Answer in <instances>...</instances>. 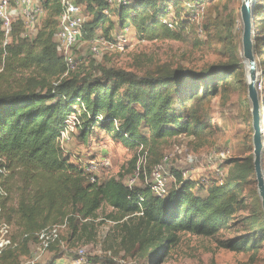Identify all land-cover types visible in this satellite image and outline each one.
I'll use <instances>...</instances> for the list:
<instances>
[{
    "label": "trees",
    "instance_id": "trees-1",
    "mask_svg": "<svg viewBox=\"0 0 264 264\" xmlns=\"http://www.w3.org/2000/svg\"><path fill=\"white\" fill-rule=\"evenodd\" d=\"M74 1L85 6L90 16L83 39L94 40L98 30L110 38L114 26L105 12L111 9L109 0ZM126 1L116 8L121 27L131 25L141 39L148 41L193 38L191 26L196 25L197 31L200 26L191 11L201 6L205 9L199 0ZM60 12L61 0H46L47 16L42 18L38 32L29 36L23 24H15L6 47L0 21V188L6 196L13 190L19 194L16 212L22 240L38 243L40 231L58 224H66L76 234L97 217L106 202L117 214L114 220H124V242L151 251L156 257L167 254L163 250L178 243L182 233L214 236L244 202L239 187L251 175L256 178L252 155L242 162L236 158L224 161L223 166L231 168L222 186L214 179L208 183L184 179L176 168L171 169L174 185L164 197L154 195L149 185L129 188L126 180L136 170L140 149L147 153L143 170L150 174L162 161L170 139L182 135L210 138L217 134L219 126L212 122L209 111L214 97L234 93L233 84L226 82L228 75L242 79V64L236 53L231 63L202 75L164 65L140 73L94 62L87 73H78L76 67L68 68L58 51ZM253 12L256 53L261 51L259 41L264 40V0L254 1ZM206 29H210L209 23ZM209 35L211 41L219 39L217 34ZM231 39L229 30L225 40ZM198 75L203 80H198ZM197 81H203L201 95L195 92L197 88L194 92L187 88L189 82ZM199 96L201 106L185 112L190 99L195 101ZM178 103L184 112L178 111ZM72 115L78 127L73 136L82 142L94 137L97 128L135 150L127 174L110 178L103 174L94 184L85 181L81 162L73 159L59 141ZM253 205L261 209L258 192ZM0 207L5 212L4 200ZM0 218L11 224L2 214ZM261 236L251 234L219 245L234 252L249 251L260 245ZM62 243L65 240L60 232L50 250ZM12 248L15 246L6 249L0 258ZM88 264L102 263L88 259Z\"/></svg>",
    "mask_w": 264,
    "mask_h": 264
},
{
    "label": "rangeland",
    "instance_id": "rangeland-1",
    "mask_svg": "<svg viewBox=\"0 0 264 264\" xmlns=\"http://www.w3.org/2000/svg\"><path fill=\"white\" fill-rule=\"evenodd\" d=\"M199 1L203 2L205 9L201 6L194 8V12L191 11L195 14L194 22L200 26L198 31L196 25L191 26L190 31L194 32V37L191 39L148 41L141 39L130 25L131 30L125 51L122 53L111 51L106 42L112 39L113 35L121 32L117 7L114 5L107 13L114 26L110 38L104 36L100 30L97 31L96 39L102 40H97L94 44L99 47L100 53H92L91 41L81 40L74 49L73 55L78 73L83 70L87 73V69L94 62L106 67L140 73H145L154 66L164 65L169 68H181L194 75H202L212 68H222L231 63L236 53L238 62L242 64L239 69L243 75L242 79L238 80L233 75H228L226 82L233 84L234 93L229 96L223 93L214 97L209 111L212 122L219 126L217 134L210 138L182 135L170 139L164 148L163 158L168 156L166 171L170 188L174 185V177L170 175L172 168L181 171L190 170L188 178L202 182L205 178L214 179L218 168H222L227 173L231 167L230 165L223 166L226 159L236 158L242 162L251 155L253 156L254 151L247 67L242 55L240 14L242 0ZM186 7L189 6L186 4ZM46 16L47 14L44 13L43 18ZM89 19L90 16L87 20ZM206 23H209V30L206 29ZM229 30H232L230 42L225 40ZM208 32L217 34L219 39L211 41ZM259 42L262 43L261 51L256 52L260 73L259 91L264 97V40ZM260 53H262L261 57L258 56ZM259 60L262 61L261 65H259ZM200 75L197 76L198 80H203ZM18 76L21 74L19 73ZM202 82H189L188 91L194 92L197 88L195 92L201 95ZM188 104L190 107L185 109V112L201 106L202 100L199 96L195 101L190 99ZM177 107L180 113L184 112L180 109V103ZM143 132L148 134L147 129H143ZM64 146L73 159L81 162L92 158L109 159L111 167L104 173L109 178L118 177L120 173L127 174L131 169L130 161L136 154L135 150L113 140L111 135L102 131H95L94 137L90 138L87 143L72 136L69 141H65ZM189 155L196 157L194 164L188 163ZM262 162L264 168V150ZM239 190L244 202L240 204L225 228L209 237L182 233L179 242L167 247V250L164 249L162 253L167 252V254H162L160 257H156L151 251L140 250L138 246L132 247L130 243L124 242V232L121 230L124 220L120 222L114 220L113 217L117 214L107 202L98 210L97 217L89 220L76 234H72V228H61V236L65 243L56 246L54 250L37 254V242L34 239L26 242L21 237L23 231L18 223L16 212L18 192L10 191L9 196L0 194V203L2 200L5 202V212L1 213L2 217L10 221L13 232L11 239L14 240V244H17L15 248L7 250V253L0 258V264H48L54 259H58L61 264H75L80 248L86 250L85 260L91 259L102 264H264V219H262L264 211L259 193L261 209H255L253 205L255 192H258L254 175H251L248 181L239 187ZM125 221L129 222L131 219ZM251 234H257L259 237L263 235L260 245L255 249L234 252L219 245L222 241Z\"/></svg>",
    "mask_w": 264,
    "mask_h": 264
},
{
    "label": "built area",
    "instance_id": "built-area-1",
    "mask_svg": "<svg viewBox=\"0 0 264 264\" xmlns=\"http://www.w3.org/2000/svg\"><path fill=\"white\" fill-rule=\"evenodd\" d=\"M45 1L46 0H0V21L5 37L3 43L4 47H6L11 39L12 28L15 24H23L26 28V33L29 36H34L38 32L41 20L45 13ZM126 2V0H109L110 5H115L117 8L126 4ZM105 12L107 14L109 11L106 10ZM88 17L89 15L85 6L78 4L74 0H61V12L59 16L56 41L59 44L58 51L60 55L64 57L69 69H73L75 67L73 56L74 49L81 40H84V25ZM169 26L174 28L173 23L170 21ZM130 28L129 24L125 25L121 27L120 33L113 35L112 39H108L106 43L111 51H117L119 53L125 51L128 43L129 32L131 30ZM97 40L102 39L95 38L91 41V51L94 54L100 53L99 47L94 44ZM2 70L3 67L0 66V72ZM77 128V118L75 115H72L68 121V128L59 140L63 148H65V141H69L71 139L73 134L77 132ZM95 131H98V129L96 128ZM223 158L225 159L226 156ZM146 161L147 153L142 152V149H140L136 170L127 178L126 184L129 188H133L134 186L141 184L149 185L154 195L158 197L166 196L170 188L166 171L168 156H165L162 161L154 167L150 174L143 170L146 169ZM187 161L190 164H194L196 162V157L189 155ZM110 167L111 163L107 158H92L86 162H81L84 179L90 184L96 183L101 175H103L106 170H109ZM181 174L184 179H190L187 176L190 174V170H182ZM227 176L228 172L226 173L222 168H218L214 180L218 185L222 186L226 183ZM208 182L209 180L205 178L201 183ZM0 194H6V192L0 188ZM1 212L2 209L0 207V214ZM65 226L66 224H58L49 226L40 231L38 233L36 253L42 254L43 252L50 250V245L59 238L60 232L62 229L66 228ZM11 232V225L4 219L0 218V254H2L9 247L15 246L13 240L11 239ZM85 256L86 250L80 248L78 250V258L75 260V264H88V260H85ZM48 264L61 263L58 259H54Z\"/></svg>",
    "mask_w": 264,
    "mask_h": 264
},
{
    "label": "water",
    "instance_id": "water-1",
    "mask_svg": "<svg viewBox=\"0 0 264 264\" xmlns=\"http://www.w3.org/2000/svg\"><path fill=\"white\" fill-rule=\"evenodd\" d=\"M255 0H242L240 14L242 21V55L248 69V97L251 106L253 127V164L256 174L257 190L264 211V168L262 154L264 150V116L262 97L259 91V69L254 46V12Z\"/></svg>",
    "mask_w": 264,
    "mask_h": 264
},
{
    "label": "bare ground",
    "instance_id": "bare-ground-1",
    "mask_svg": "<svg viewBox=\"0 0 264 264\" xmlns=\"http://www.w3.org/2000/svg\"><path fill=\"white\" fill-rule=\"evenodd\" d=\"M246 76H247V80H248V77H249L248 69H247V73H246Z\"/></svg>",
    "mask_w": 264,
    "mask_h": 264
}]
</instances>
